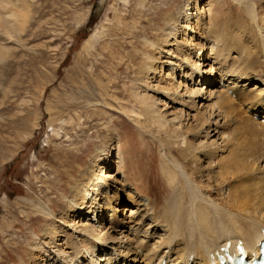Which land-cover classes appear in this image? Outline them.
<instances>
[{"label": "bare ground", "instance_id": "bare-ground-1", "mask_svg": "<svg viewBox=\"0 0 264 264\" xmlns=\"http://www.w3.org/2000/svg\"><path fill=\"white\" fill-rule=\"evenodd\" d=\"M166 1V7H158L146 5L147 0H135L130 9L131 29L126 33L138 40L131 57L141 59L138 79L132 81V104L119 108L121 113L134 114L136 126L148 135L152 131L160 135L159 165L167 183L165 195L141 204L137 199L141 192L136 182L140 181L139 174L125 170L118 153L110 165V145L96 147L90 164L66 172L68 194L62 193L64 203L59 215L50 201L25 199L45 218L44 224L55 221L47 230L43 228L48 223L34 232L31 247L39 251V264H211V256L216 258L228 241L235 243L238 239L249 252L258 253V243L263 240L264 188L248 184V177L245 182L238 179L231 156L235 143L222 129L229 127L233 135L236 129L257 138L264 133V0H232L239 18L233 22L213 13L223 0H205L203 4V0ZM14 2L0 0L3 32L9 31L8 17L13 22L18 18ZM243 22L249 25L248 37L252 38L247 40L249 52L246 47L234 50L237 37L228 33L230 25L239 27ZM137 23L140 31L135 35ZM95 38L96 34L89 42ZM244 52H254L255 59L250 61ZM254 65L261 67L260 74L248 73ZM97 86L102 89L98 79ZM99 94L101 98L88 101L89 105L106 108L108 96L117 99L114 94ZM170 102L181 108L167 109ZM66 123L73 125L70 130L85 125L80 120L73 124L72 117L63 120L53 129L56 137L70 138ZM169 145L176 149L171 151ZM174 150L190 166L173 155ZM199 169L203 170L202 178L212 180L208 187H215L217 197L192 177V172ZM241 170L243 176L255 173L262 177V169L253 163ZM117 174L122 175L120 187L110 194L109 181ZM236 178L240 181L234 182ZM127 185L137 192L125 191ZM219 185L222 187L217 188ZM121 204L125 208L118 216L114 206ZM105 210L109 211L107 218H103ZM148 217L150 223L144 229ZM158 230L160 234H156ZM58 235L64 236L59 244L54 241ZM40 244L45 248L40 249ZM97 251L102 252L101 257L96 256Z\"/></svg>", "mask_w": 264, "mask_h": 264}, {"label": "rangeland", "instance_id": "rangeland-1", "mask_svg": "<svg viewBox=\"0 0 264 264\" xmlns=\"http://www.w3.org/2000/svg\"><path fill=\"white\" fill-rule=\"evenodd\" d=\"M14 1H17L18 18L14 22L7 18L10 32L0 30V264H39V251L31 247L35 234L48 223L43 228L47 230L55 221L44 224L45 218L36 213L25 199L30 197L32 200L50 201L53 208L60 210L64 203L62 193L68 194L66 172L90 164L89 158L96 147L110 145V165L118 153L124 169L139 174L140 181L136 182L141 192L137 199L141 204L163 197L167 183L160 168V135L153 131L148 135V132L136 126L134 114L126 115L119 109L132 104V81L138 79V61L141 59L131 57L133 45H137L138 40L126 33L127 29H131L129 15L135 0ZM147 1L146 5L158 7H166L167 2ZM213 13L223 14L224 20L232 22L239 19L232 0L217 4ZM246 23L239 27L232 24L228 28V33L234 35L233 38L237 37L234 39L236 51L246 47L249 52L247 40L252 38L250 35L248 37L250 32ZM134 27L135 35L136 32L139 34L138 23ZM6 32L10 35H6ZM94 34L95 40L89 42ZM248 52H244V55L252 61L255 53ZM260 70L259 65H254L248 69V73L260 74ZM176 75L179 76V73ZM97 79L102 89H98ZM176 79L179 80V77L176 76ZM100 91L106 97L114 94L117 99L108 96L106 108L103 105H89L88 101L96 102V97L101 98ZM109 103L113 109H110ZM235 103L238 104H234L236 114L240 117L239 102ZM168 106L169 110L181 108L175 102H170ZM71 117L73 124L80 120L85 125L70 130L73 125L66 123V134L70 138L56 137L53 129ZM227 128L222 132L229 134L231 143H235L233 146L236 149L231 156L235 159L233 168L238 171V179L244 181L248 177L247 181L251 179L248 184H259L264 188V133L257 138L235 129L233 135ZM168 147L171 151L172 148L176 149L170 145ZM173 155L190 166L177 151L174 150ZM252 163L262 169L261 179L255 173L243 176L241 169ZM202 174L203 170L199 169L192 172V177L203 187L213 184L212 180L202 178ZM121 177V174H117L114 182L109 181L110 194L119 189ZM233 180L240 181L237 178ZM208 188L212 196L217 197L215 187ZM124 190L137 192L131 185ZM114 207L121 216L124 204ZM108 213L105 210L103 218H107ZM56 215H59V211ZM149 223L150 217L146 219L144 229ZM156 232L161 233L159 230ZM64 233L72 236L70 230ZM140 234L143 236V233ZM63 238L58 235L54 241L59 244ZM42 247L45 248L40 244V249ZM95 254L101 257L102 252Z\"/></svg>", "mask_w": 264, "mask_h": 264}]
</instances>
